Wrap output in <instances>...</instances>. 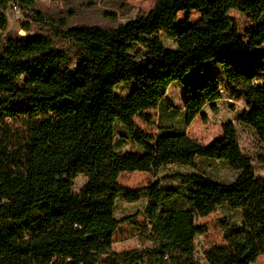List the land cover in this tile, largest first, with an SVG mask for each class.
Instances as JSON below:
<instances>
[{"label":"trees","instance_id":"1","mask_svg":"<svg viewBox=\"0 0 264 264\" xmlns=\"http://www.w3.org/2000/svg\"><path fill=\"white\" fill-rule=\"evenodd\" d=\"M38 1L0 0V264H196L195 237L208 230L196 217L222 206L240 209L242 220H222L225 243L208 248V263L255 264L264 256V177L242 150L235 124H223L222 134L203 144L169 128L153 136L135 118L151 122L145 111L158 109L175 82L189 94L187 124L208 104L216 111L219 81L203 77L192 88L185 80L212 62L245 97L240 122L264 143V86L257 82L264 55L258 62L255 52L264 46V0H156L146 15L111 28L49 22ZM14 4L26 15L25 31L35 21L69 47L43 34L7 36ZM233 9L255 25L241 33ZM193 11L199 17L192 22ZM181 12L188 16L179 22ZM162 33L177 46H166ZM132 82L128 95L116 91ZM117 123L143 153L118 149ZM198 161L199 172L162 178L179 179L186 192L160 180L138 189L119 182L123 172L157 174ZM217 164L234 178H214L210 167ZM81 174L87 182L76 194ZM143 192L150 202L140 238L150 245L115 251L120 224L137 217L117 218L118 195L134 202ZM179 196L190 206L165 207Z\"/></svg>","mask_w":264,"mask_h":264},{"label":"rangeland","instance_id":"2","mask_svg":"<svg viewBox=\"0 0 264 264\" xmlns=\"http://www.w3.org/2000/svg\"><path fill=\"white\" fill-rule=\"evenodd\" d=\"M156 0H40L35 6L49 22H55L61 18H66L70 26H97L101 28H111L119 23H126L139 16L146 15L155 5ZM30 14V13H27ZM230 15L235 17L240 25L241 33L246 28L255 24L248 20L238 10H231ZM187 12L179 14L178 21L187 18ZM199 17L198 12H191L189 19L195 21ZM26 15L21 19L9 15L7 36L43 34L53 37L50 31L32 21L31 31L24 33L23 25L26 22ZM162 39L166 46L175 48L177 43L166 33H162ZM56 47L67 48L69 43L53 37ZM257 61H261L264 55V46L255 50ZM75 67V66H74ZM215 77L221 86L222 98L215 102L217 110L214 111L212 104H208L193 122L187 124L185 121V103L189 96L185 85L179 82L173 83L166 95L163 97L158 109L145 111L152 117L151 122H146L142 117L137 116L135 122L144 132L153 136H158L162 131L169 128L171 131L185 132L190 137L203 144H208L223 132V124L233 122L237 128L239 143L247 155L253 158V165L256 175L264 177V143L259 140L255 131L240 122V116L247 109V104L243 94L227 82L223 73L212 63L206 62L186 77V82L193 88L203 77ZM257 82L264 86V73L259 75ZM135 83H123L117 86L116 91L121 96H126ZM117 147L120 151H138L143 153L144 149L138 146L131 138L125 127L121 123L116 124ZM199 167L173 164L163 167L157 174L146 171L123 172L119 177V182L132 189L143 188L161 181V186L165 188H175L181 192H186L185 187L179 179L163 180L162 178L175 173L188 174L199 172L202 168V161H198ZM204 161L203 165L209 164ZM212 176L219 180H231L235 174L224 164H217L210 167ZM87 178L85 175H78L74 180L73 191L79 194L83 191ZM150 198L146 192L141 194L138 201L129 202L124 194H119L116 200L115 215L122 219L127 216L136 215V221L122 222L115 234L113 249L115 251H126L143 246H149V242H144L140 238L142 224L145 222L146 208ZM189 207L182 196L165 203V207L178 208ZM226 219L231 223H240L242 212L240 209H233L229 206H222L217 211L206 217H196L197 224H204L208 230L195 237V259L196 264H209L206 258V251L212 245H223L227 229L223 226L222 220ZM255 264H264V256H261Z\"/></svg>","mask_w":264,"mask_h":264},{"label":"built area","instance_id":"3","mask_svg":"<svg viewBox=\"0 0 264 264\" xmlns=\"http://www.w3.org/2000/svg\"><path fill=\"white\" fill-rule=\"evenodd\" d=\"M12 15L18 19L22 18V12L17 4L13 5V12Z\"/></svg>","mask_w":264,"mask_h":264},{"label":"water","instance_id":"4","mask_svg":"<svg viewBox=\"0 0 264 264\" xmlns=\"http://www.w3.org/2000/svg\"><path fill=\"white\" fill-rule=\"evenodd\" d=\"M23 32H24V33H26V31H25V30H23Z\"/></svg>","mask_w":264,"mask_h":264}]
</instances>
